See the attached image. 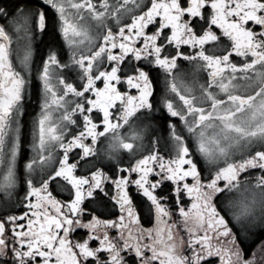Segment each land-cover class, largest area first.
<instances>
[{
    "label": "snow or ice",
    "instance_id": "1",
    "mask_svg": "<svg viewBox=\"0 0 264 264\" xmlns=\"http://www.w3.org/2000/svg\"><path fill=\"white\" fill-rule=\"evenodd\" d=\"M0 264H264V0H0Z\"/></svg>",
    "mask_w": 264,
    "mask_h": 264
}]
</instances>
